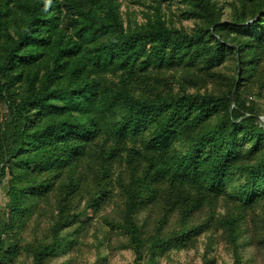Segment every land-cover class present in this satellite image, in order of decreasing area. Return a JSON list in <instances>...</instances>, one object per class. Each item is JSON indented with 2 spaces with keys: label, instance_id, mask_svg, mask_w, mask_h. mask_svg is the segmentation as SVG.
Here are the masks:
<instances>
[{
  "label": "trees",
  "instance_id": "1",
  "mask_svg": "<svg viewBox=\"0 0 264 264\" xmlns=\"http://www.w3.org/2000/svg\"><path fill=\"white\" fill-rule=\"evenodd\" d=\"M134 1L0 0V264H264V0Z\"/></svg>",
  "mask_w": 264,
  "mask_h": 264
},
{
  "label": "rangeland",
  "instance_id": "2",
  "mask_svg": "<svg viewBox=\"0 0 264 264\" xmlns=\"http://www.w3.org/2000/svg\"><path fill=\"white\" fill-rule=\"evenodd\" d=\"M141 9H144L143 5L139 4L138 2H135L134 0H122V10L133 12L134 15H136V17L139 20H142L143 18ZM173 9L176 13L178 12L176 5H173ZM176 21L177 24H181L179 20ZM182 24L186 26H190L192 24V21L183 20ZM212 254H215L217 256L218 264H233V259L231 257V254L227 251L224 244L218 245V247L214 252H212ZM89 259L91 262L93 261V259H95L94 252L90 253ZM132 259H133V255L131 251L116 250L108 257V259L105 261L104 264H130ZM100 262L98 264H101ZM202 262L203 261L201 258V254L195 252V250H190V251L174 252L172 254V261H168L167 259L163 258L155 264H202ZM79 264H88V263L80 261Z\"/></svg>",
  "mask_w": 264,
  "mask_h": 264
},
{
  "label": "water",
  "instance_id": "3",
  "mask_svg": "<svg viewBox=\"0 0 264 264\" xmlns=\"http://www.w3.org/2000/svg\"><path fill=\"white\" fill-rule=\"evenodd\" d=\"M235 93H236V87H235L234 90H233L232 99H234V97H235ZM259 118L261 119V116H259Z\"/></svg>",
  "mask_w": 264,
  "mask_h": 264
},
{
  "label": "built area",
  "instance_id": "4",
  "mask_svg": "<svg viewBox=\"0 0 264 264\" xmlns=\"http://www.w3.org/2000/svg\"><path fill=\"white\" fill-rule=\"evenodd\" d=\"M261 120L264 121V116L263 115L261 116Z\"/></svg>",
  "mask_w": 264,
  "mask_h": 264
}]
</instances>
